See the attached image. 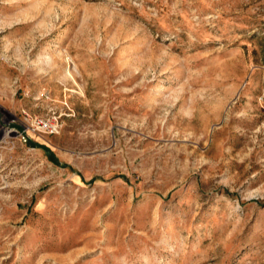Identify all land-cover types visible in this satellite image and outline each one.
<instances>
[{
  "label": "rangeland",
  "instance_id": "rangeland-1",
  "mask_svg": "<svg viewBox=\"0 0 264 264\" xmlns=\"http://www.w3.org/2000/svg\"><path fill=\"white\" fill-rule=\"evenodd\" d=\"M0 264H264V0H0Z\"/></svg>",
  "mask_w": 264,
  "mask_h": 264
},
{
  "label": "built area",
  "instance_id": "built-area-1",
  "mask_svg": "<svg viewBox=\"0 0 264 264\" xmlns=\"http://www.w3.org/2000/svg\"><path fill=\"white\" fill-rule=\"evenodd\" d=\"M61 113L56 110H52L47 114L31 116L26 112V118L29 120L28 123L22 130L19 131V136L23 141L28 140V134L26 128L41 131L49 134L57 133L61 126Z\"/></svg>",
  "mask_w": 264,
  "mask_h": 264
},
{
  "label": "trees",
  "instance_id": "trees-1",
  "mask_svg": "<svg viewBox=\"0 0 264 264\" xmlns=\"http://www.w3.org/2000/svg\"><path fill=\"white\" fill-rule=\"evenodd\" d=\"M29 142L31 143V140H29ZM50 157H51L52 159H55L53 154H51Z\"/></svg>",
  "mask_w": 264,
  "mask_h": 264
}]
</instances>
